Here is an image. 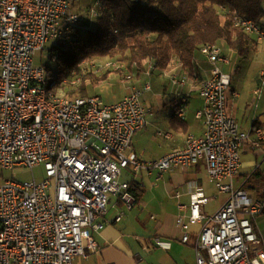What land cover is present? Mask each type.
Listing matches in <instances>:
<instances>
[{
    "label": "built area",
    "instance_id": "built-area-1",
    "mask_svg": "<svg viewBox=\"0 0 264 264\" xmlns=\"http://www.w3.org/2000/svg\"><path fill=\"white\" fill-rule=\"evenodd\" d=\"M73 1L0 0V177L39 167L45 177L42 182L11 178L0 186V264H74L98 250L94 234L105 228L110 197L132 201L131 177L144 173L161 179L200 165L228 199L211 216L204 214L209 199L201 189L189 206L180 205L189 213L188 221L183 215L176 220L184 233L182 243L188 244L191 229L200 226L196 264H264V238L256 228L257 219L264 217V199L254 200L234 187L250 134L228 114L232 78L223 70L229 60L222 48L201 49L211 65L198 89L203 106L195 113L203 134L187 136L183 148L159 160L143 161L133 153V140L147 127L142 98L152 91L150 83L132 85L129 96L104 105L100 97H67L50 86L45 68L35 65L38 52L74 27L92 23L103 8L97 1L88 12L78 13L71 8ZM235 25L264 41V29L252 21L236 18ZM116 65L106 69L123 72ZM94 68L95 75L104 71ZM149 68L147 76L155 71L153 65ZM134 79L125 75L122 81ZM81 83L78 77L72 85ZM170 86L174 97H180L177 117L185 121L191 93L182 90L188 78L173 74ZM254 93L259 99L262 88ZM254 132L263 142V130L256 127ZM124 171L129 175L122 182ZM152 248L169 250L170 245L158 239Z\"/></svg>",
    "mask_w": 264,
    "mask_h": 264
},
{
    "label": "crops",
    "instance_id": "crops-1",
    "mask_svg": "<svg viewBox=\"0 0 264 264\" xmlns=\"http://www.w3.org/2000/svg\"><path fill=\"white\" fill-rule=\"evenodd\" d=\"M250 48L251 52L247 59H242L238 56L242 60L256 62L252 68L245 69L244 78L241 79L238 76L233 77L231 75L229 69L233 63L229 56L232 52L222 49L223 54L229 60V64L223 66V70L232 78L231 87L228 91V114L237 121L243 132L250 134L249 141L241 149L242 166L238 176L234 179V187L236 189H244V186L252 187L253 190L246 191L252 199L258 200L261 199L259 188L262 178L255 177V173L264 170V141L258 142L254 130L256 127H260L264 132V85H262L261 74L264 71V41H258L257 37L251 36ZM195 65L199 71V76H201L200 79H194L197 83L201 79L204 80L206 78L211 65L201 54L197 56ZM173 70H181L179 61L174 65L171 64L169 70L164 74L166 75ZM138 76L140 78L137 79L136 77L134 82L128 85L130 92L132 85L141 87L142 79H146L144 72ZM196 83V87L187 86L182 90V94L191 93L189 106L194 100L193 94L196 93L199 97V85ZM155 86L167 97L165 106L170 114L169 116L167 115L165 122L161 124L162 127L164 125L168 129L167 132L169 133L165 136L164 141L160 143V148L163 149L162 154L158 158L153 159L144 158L143 155L137 152L134 144L136 141L141 143L143 139L140 133L135 136L133 153L143 161L159 160L167 154L183 148L187 136L194 135L199 137L203 134V124L202 122H197L199 120L195 116L194 123L189 120L187 113L185 121L173 118L175 108L179 105L174 103L177 97L172 94L169 82L158 80L155 81ZM258 88H262V94L259 99L256 98L254 93ZM178 100L180 102V97ZM146 106L148 114L151 113L152 107L150 105ZM202 106L203 101L200 98L199 103H196L193 109L197 111ZM148 124L147 120V127ZM257 143H259V147L256 146ZM136 180L143 185L144 195L142 200L137 202L132 199L131 202H127L117 198L116 203L111 204V210L108 211L104 219L105 228L94 234L98 250L95 253H88L86 258L82 257L81 259L79 257L75 261L79 260V264H139V252L147 256H154L157 255L155 253L163 252L166 258L163 261L158 260V264H196L194 246L198 241L201 227H193L189 243H182L181 240L184 233L177 226L176 220L178 216L183 215L188 221L189 213L181 211L179 206H189L192 201V195L197 189H201L209 199V203L203 207L204 214L211 216L224 205L225 202L221 203V199L226 195L219 194L214 184L208 181L206 171L202 165L165 174L161 179H158L156 175L149 177L143 173ZM252 193H254L253 196ZM120 217L121 221L117 222ZM256 228L264 238V217L257 219ZM158 239L168 243L170 249L152 248L149 250L148 248L151 245L155 246ZM260 249L264 250V243ZM184 253L186 254L185 256H183Z\"/></svg>",
    "mask_w": 264,
    "mask_h": 264
},
{
    "label": "trees",
    "instance_id": "trees-1",
    "mask_svg": "<svg viewBox=\"0 0 264 264\" xmlns=\"http://www.w3.org/2000/svg\"><path fill=\"white\" fill-rule=\"evenodd\" d=\"M78 1L81 7L74 10L78 13L88 12L97 1L102 4V11L92 23L78 25L55 41L49 51L50 66L41 65L51 86H63L71 99L88 96V79L82 76L81 69L87 61L109 58L121 65L139 67L138 70L153 65V74H162L177 57L182 76L196 79L199 71L195 62L206 45H224L242 59L250 55L251 36L236 27V18L252 21L264 29V0ZM78 77H82V83L72 85ZM107 78L108 75L103 79ZM174 103L179 106L173 118L178 119L181 102L176 98ZM257 176L262 178L259 196L264 199V170L256 172ZM244 189L253 190L250 186ZM129 194L137 202L144 195L143 185L134 178L129 181Z\"/></svg>",
    "mask_w": 264,
    "mask_h": 264
},
{
    "label": "rangeland",
    "instance_id": "rangeland-1",
    "mask_svg": "<svg viewBox=\"0 0 264 264\" xmlns=\"http://www.w3.org/2000/svg\"><path fill=\"white\" fill-rule=\"evenodd\" d=\"M80 7H81V4L79 3L78 0H74L72 2L71 8L73 10H77ZM263 25H264V22H263ZM54 45H55V42H50L48 46L46 47V50L40 51L36 54L35 56L36 66H41L45 64L50 66V62L48 61L49 51ZM219 47H221L224 51L225 50L231 51L224 45L219 46ZM231 52L232 53L230 54L229 57L232 59L233 65L230 67L229 72L231 73L233 77L238 76L239 78L242 79L244 78L243 76L245 74L244 73L245 69L248 70L250 67L252 68L254 63L256 62H253L251 60L250 61L242 60L238 57V54L236 52H233V51ZM178 61H179L178 58L174 57L172 64L174 65L175 63H178ZM112 63L113 64L117 63L116 66H119L122 64V63H119L109 58H102V59H93L91 61H87L81 66V69L83 71L82 76L84 75V78L88 79V81L86 82V92L88 96L85 98L100 97L104 105L114 104L115 102L119 100H123L125 96L127 97L131 94V92L128 90V85H130L131 82H125L127 84H123L122 79L124 78V76L133 75L134 78L137 77L138 79L140 78V76L138 75L141 74V71L144 72L146 75L145 76L146 79L145 80L142 79L141 85L143 86V84L145 83H150L152 85V91L149 93H146L143 96L142 100L144 103H147L146 105L148 106L150 105V107H152V112L147 115V120L149 123L148 127H146L144 130L139 132L140 134H142L143 141H141V143H138L136 141L134 145L136 146L137 152L140 155H143L144 158H147V159L158 158L160 154H162L163 152V149L160 148V143L164 141L165 136L169 133L167 132L168 129H166L164 125L162 127L161 123L165 122L167 115L169 116L170 113L166 110V106H165L167 97L162 92H160L158 88H156L155 81L161 80V81H166L167 83L169 82L170 84L171 75L173 74L183 75V72L179 70L178 71L173 70V71L168 72L166 75L164 74L165 72H163L162 74H159L156 72L155 74H152V75L148 73V76H147L146 72L150 70L149 66H145L142 68V70H138L139 67L132 68L130 67V64L126 63L124 65H121L123 72L119 73L115 71L113 68L106 69V65L112 64ZM94 67H97L98 69H103L104 71H101V73L97 74L96 75L97 77H95V71L97 69H95ZM107 75H108V78L104 80L103 78L106 77ZM187 77H188V86L196 87L195 85L196 81L193 79V77H189V75ZM96 78L97 79L100 78V79L97 81H94ZM199 78H201V76H199ZM202 81L203 80L201 79L196 84L200 85ZM50 86H51V83H50ZM78 87L79 86L74 87V88L76 89ZM61 90L63 93H65L66 91V89H64L65 91L63 90V86ZM193 99L194 100H192V103L190 104V106L186 108V112L188 109L187 115L189 116V120L193 121L194 123L195 122L194 116H195L196 109H193V106H196V103H199L200 98L198 97V94L195 93L193 94ZM197 122L200 123V121H197ZM139 133L137 135H139ZM128 175H129L128 172L124 171V177L122 179V182L126 180V177H128ZM11 178L17 179L21 182H31L33 181L34 178H36L38 182H42V180H44L45 177H44V171L42 167L36 168L33 171L18 172V173L13 172V171H6L4 173V177H0V186L2 185L4 180L11 179ZM253 195L254 193H252V196ZM110 199H111V203L109 206V211L111 210V204L112 205L115 204L117 198L110 197ZM227 199H228V195H226L225 197L223 196V198L221 199V203L226 202ZM139 254H140L139 260H138L139 264H158V260L163 261L166 258V255L163 252L155 253L157 255H154V256L153 255L147 256L146 254L142 252H139ZM185 255L186 254L184 253L183 256ZM74 264H79V260L75 261Z\"/></svg>",
    "mask_w": 264,
    "mask_h": 264
}]
</instances>
